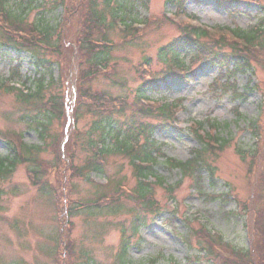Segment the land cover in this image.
Wrapping results in <instances>:
<instances>
[{
	"label": "rangeland",
	"instance_id": "rangeland-1",
	"mask_svg": "<svg viewBox=\"0 0 264 264\" xmlns=\"http://www.w3.org/2000/svg\"><path fill=\"white\" fill-rule=\"evenodd\" d=\"M244 1L253 3L248 4ZM244 1L185 0L183 6L185 17L178 19L209 29L248 32L255 29L264 19V0ZM143 2L150 6L145 7V4L142 5ZM230 2L233 6L229 5ZM9 3L14 9L25 7L21 4V0H9ZM117 5L122 9L134 6L136 11H133L132 16L144 24L150 21L149 25L143 31V36L133 42L119 31L110 35L117 44L110 59L112 65L117 67V75H119L117 82L120 88L113 86V78H97L89 86L93 91L107 92L114 98L128 96L125 98L129 101L130 111L125 117L119 118V121L124 122L132 119L131 113L137 108L135 94L142 83L141 76L137 72L138 66L149 59L152 64L150 67L152 75L158 79L164 78L170 68L161 63L159 49L185 35L173 25L174 23L169 21L166 23L163 19V16L176 15V12L180 11L177 4L168 3V0L100 1V8L105 10L103 12L106 16L110 13L115 17L114 10ZM87 6L84 14H89L90 7ZM67 9L69 10L68 6ZM27 11H30L28 22L36 23L41 13L47 10ZM52 11L45 16L53 28L60 29L62 26L63 34L65 33L70 39L65 44L68 52L73 42L76 43L82 25L80 17L66 20L64 16L66 11L62 9ZM153 19L159 22H151ZM59 32L61 33L60 30ZM260 38L258 44L251 46L261 45L264 42V33ZM0 39L3 41L5 38H1L0 34ZM202 43L212 45L217 51L220 50V46L210 40H204ZM227 45L237 47L234 43ZM221 47L222 53H228L230 57L234 55L230 47L224 45ZM260 48H264V43ZM260 48L252 53V56L256 55L252 60L254 74L234 75L228 82V79L221 77L220 66L217 63L209 64L206 58L192 63L194 54H185L186 62L195 74L190 79L191 84H179L174 79H167L158 83L159 88L156 93H146L148 99L156 103L176 104L179 107V114L175 120L182 131H176L175 128L168 130L162 126L161 119L155 116H142L137 112V120L141 123L160 128V131L154 134V138L162 145L166 157L186 162L192 158L194 150L200 149L196 133L192 131L193 129L186 130L194 122L200 123L205 131L211 128L212 124L219 126L220 137L226 140L227 144L221 150L209 148L212 150L204 155L205 161L217 170L216 187L209 186L210 180L206 172L199 176L197 182L190 177L182 179L180 173L172 172L165 167L157 169V176L172 188L164 190L156 186L152 187L155 202L160 203L164 210L160 211L159 217L152 216L146 207V213L140 211L144 221L142 227H138L139 231L132 238L131 247L128 248L127 264H213L210 261L213 256L209 257V253L203 250L211 248L194 233L202 228L223 236L221 239L215 238L216 243H223L233 248L237 246L238 254L242 259L251 260L253 252L251 228L256 226L264 234V219H260V211L264 213V180L262 179L264 167L260 171L259 178L254 177L255 168L252 166L253 164L257 168L254 157L263 158L264 162L262 156L264 52ZM63 57L66 59L58 60L59 67L55 65L57 58L50 57L53 61L50 62L52 67L46 72L42 71L43 75L49 74V77L52 75L51 81L48 78L45 80L51 83V86L43 92L44 101L54 99L59 109L54 113L58 118L52 117L49 121L48 134L44 139L36 129L37 124L29 121L34 115L39 116L40 110L32 111L35 108L33 104L31 106L22 104L17 92L10 91V93L3 88L0 89V134L5 138L13 137L12 141L22 138L25 145L21 155L25 152L26 146L38 147L32 156L29 155L30 153L24 154L29 159L27 163L21 160L12 174L0 177V264H121L119 255L122 251V232L125 231L128 237L133 235L132 226L136 215L132 211L137 208L135 200L124 199L123 209L119 214H111L108 213L109 211L91 214L82 211L67 219H64L66 212L61 216L70 204L94 201L100 198L101 193L112 197L119 185H126L128 190L137 189L134 169L129 159L120 155L108 157L104 175L89 174V178L96 184H91L87 178L77 174L72 179L73 184L67 186L66 177L72 178V167L80 169L85 165L87 158H92V151L84 146L86 136H90L93 141L99 140L100 132L93 131L94 123L97 121L93 114L81 110L78 126L72 114L73 109L63 117L61 99L72 108L77 101L76 94L73 95L75 86L67 77L71 69H64L70 59L68 56ZM33 63V57L29 53H18L9 48L0 49V80L3 82L11 79L20 84L28 82L27 87H34L33 78L39 77V74ZM16 68L19 70L18 74L16 72L13 74ZM73 74L71 70V75ZM29 78L31 82L27 80ZM233 82L236 88L228 91L224 83L229 86ZM63 94L66 97L61 98ZM243 94L245 95L237 97ZM236 108L242 116L240 120L237 119ZM45 110L47 111L46 107ZM69 118H72L71 123ZM251 121L257 123L256 130L252 127L245 128V125ZM77 129L79 135L74 137L72 133L75 134ZM5 143L0 138V157L10 154ZM71 143L75 144V149ZM68 157L74 158L73 162L68 160ZM60 160L64 169L62 176L59 175L58 178L55 168L59 167ZM41 163L47 167V175L40 168ZM37 167L42 172V181L35 186L28 172L30 169H38ZM41 177L37 175V178L41 179ZM106 178H110L113 184L102 189L98 184L104 185ZM43 182L46 185L42 184ZM226 184L233 188V194L237 195L238 200L231 199L230 193H226ZM42 186L43 191H40ZM170 198L174 199L172 204L177 208L176 212L169 210ZM250 198L253 199V207L259 215L257 221H250L247 214L241 215L236 206V201L243 203L245 201L247 208L252 211ZM66 224H72L71 229ZM258 238L260 236L256 235L255 241ZM259 242L264 246V237Z\"/></svg>",
	"mask_w": 264,
	"mask_h": 264
},
{
	"label": "trees",
	"instance_id": "trees-1",
	"mask_svg": "<svg viewBox=\"0 0 264 264\" xmlns=\"http://www.w3.org/2000/svg\"><path fill=\"white\" fill-rule=\"evenodd\" d=\"M66 1L67 0H50V2L54 5V7L56 8L63 7L65 11H67V13L74 12L73 18H75L77 14L80 13L81 20L85 19L83 16H84L85 9H87L88 7L87 5H89V7H92V8L95 7V9H97V4H96L97 0H95L96 2L94 0H68L69 3L72 2L74 6L70 5L69 3H66ZM21 2L22 3L25 2L28 6L33 5L34 7H40V8L48 4L47 3L48 0H21ZM67 6L69 7V10L67 9ZM0 8L5 14L8 15L10 19L19 20L20 21L19 23L21 24L23 23L24 15L18 14L15 12L12 13L11 12L12 8L9 6V4L5 0H0ZM94 15L96 16L97 24L95 27H93V29H100L101 27H103V25H105L104 22L105 20H107V18L105 16H102V14L99 13L98 11L95 12ZM41 18L42 19L40 20L39 26H38L40 28L44 26V22H45L43 19L44 18L43 14ZM42 29H44L45 31L42 33L46 34L45 43L50 45V47H56L55 42H54V40L56 41V39L58 41L56 42L57 45H59L60 43L67 42L65 37L63 38V35H62L63 31H61L60 33L59 28L50 29L46 27ZM87 31H88V27L85 26L84 30L78 34L75 44L77 45L78 49L82 52L84 58H86V62L89 64V66L93 68L94 71H97L99 65L104 66L106 64V61H109L110 50H106V52L97 50L96 47L93 46V43H92V41H94L93 39L95 38L92 36V39L90 40V35L86 34ZM258 31L260 33H257ZM258 31L256 32V35L249 34V33L248 34L240 33L238 35L239 38L238 37L236 38L248 44L255 42L256 38H259L258 36L264 33V21H261L260 30ZM185 32L189 34L188 30H185ZM190 36L191 34L187 37H180L179 39L174 40L168 45H166L165 47H163L162 50L160 51L162 60L164 62L174 63V61L176 62L180 60L183 54H187V53L195 54L194 59L196 58L200 59L201 57V58H206L207 61H209V64H212V62L217 63L220 66L221 77L228 79V82H229V79H231L234 75H239V74L247 75V74L253 73L252 60H254L253 56H256L255 54H253L252 56V53L254 52L253 50H247L244 46H239L238 48V47H235L234 45H228V47H230L234 53V55L230 57L228 53L224 54L221 52V50H223L221 46L224 45L225 44L224 42L226 41L225 38L219 37L217 38L218 40H215L214 42L215 45L220 46L219 47L220 50L217 51L216 48H214L212 45L211 46L208 45L207 43L203 44L200 42L196 44L190 39ZM197 36H198V41H204V40H207V38L208 39L210 38V35L204 31L199 32ZM1 38H5L4 35H2ZM14 40H15L14 38L13 39L8 38L9 43H12L13 45L19 44ZM0 45L7 46L5 45V42L2 41L1 39H0ZM21 46L28 47V48L32 47L28 43H26L25 45H21ZM35 50L36 49H34L33 55L36 60V65H35L36 68L40 69L41 67H46L49 63H47L46 60L43 59V56L45 55H43L40 51H35ZM260 50L264 52V48H260ZM59 56H61L60 53H59ZM193 61L195 62V60ZM89 73H90L89 70L83 71V74H85L86 76L89 75ZM39 74H41V72H39ZM96 77H98V75L93 73L91 80L95 79ZM43 79H44V76L42 77L40 82L43 81ZM86 79L88 80V76L86 77ZM224 84L226 87H228L227 88L228 91H232L236 88V85L233 83H230L229 86L227 83H224ZM156 86H157L156 82L153 84H142L139 87L137 92L138 94H144L146 91H155ZM83 87L84 85L81 86V88ZM247 89H249V87H247ZM84 92L87 95L92 94L90 89H87ZM103 94L105 96L111 97L108 93H103ZM244 95L245 94L241 96H237V97H242ZM18 97L22 104H28L30 106L31 104H33L35 108H33L32 111L40 110L39 116L34 115V118L30 119L29 121L31 123L37 124L36 129L39 130L40 135L42 136V138H44L45 135L48 134V128L50 125L49 121L52 119V117L58 118L57 114L50 116L46 113L47 111L45 110V107H44L46 106L45 105L46 101H44L45 96L43 95V92L41 91L37 95H35V98H32L31 96H25L22 93L21 94L19 93ZM52 100L54 101V99ZM122 108H123L121 110L122 115H119V116L113 117L112 115L110 118H101L100 116H97L98 120L95 121L96 122L95 126L97 127L96 130L98 131L100 130V137L102 138L103 142H105L106 138L116 137V150L119 152L125 153L127 156L131 157L132 161L133 160H137L139 162L147 161L151 163L153 166L152 168H142L136 165H132L138 177L147 178V176L154 174L155 172L154 166L156 165V159L154 155L158 153V151L160 152V147L157 144H155L153 141H150L149 139L152 137L153 134L159 131V127H155L152 124L144 125L143 123H141L139 120H137V116H138L137 112L141 114L142 116H155L156 118L160 119V118H165L166 116L168 117V115L172 113V109L169 107H162L160 110L156 112L158 114H153L151 113L150 110H147V111L137 110L136 108V109H133L134 111L131 113V115H133L132 119H130L129 121L122 122L121 120L119 121V118L125 117L127 113L130 111L129 101L127 99H125L124 102L122 103ZM54 110L56 112L58 111L57 103H56V107L54 108ZM27 111L29 113H32V111L30 110H27ZM83 111L87 112L88 110L83 109ZM235 112H236L237 119L240 120L242 116L240 115L237 108L235 109ZM256 124L257 123L254 121L249 122L248 128L252 127L253 129L256 130L257 129ZM217 129H219L218 126H217ZM219 135L220 133L216 132L214 137H209V140L206 139V141L202 138V136L197 135L196 138L199 141L200 145L202 146L199 150H194L192 152V158L186 162H178V161L167 159L166 167H168V169H170L172 172L173 170H177L180 174H182L183 179L190 177L197 182L199 181V176L202 175L203 172H207L210 178V187H216L215 169L212 168L211 165L205 161L204 155L207 154V152L212 150V149H209V142L213 139L216 141V144L219 146L218 150H221L225 147V145L227 144V141L224 140ZM141 138L146 139L144 143L142 144H140ZM207 138H208V135H207ZM85 140H84L85 143L87 141L91 142L90 136H88V138ZM132 142H136L140 145L137 151H135V149L132 147ZM95 144L96 143H94V145ZM8 148L11 152L10 155L7 157H0V177L12 174L14 170L17 168V166L19 165V162L21 160L24 163L28 162L29 159L27 156L25 157L24 155L25 153H30L29 155L32 156L34 154V151L37 150V148L34 150L32 148L27 147L23 155H16L14 148L13 149L11 147H8ZM105 153H109V150H106ZM262 156H264V151H263ZM262 159L260 157H254V161L257 166L256 168L255 165L252 164V166H254L255 168L254 177H259V178L261 177L259 174H260L262 167H264V162ZM89 171H96L100 173L103 172V170L99 168V166L95 163V160L93 158L86 159L85 168L81 170L80 172L82 175L81 177H85L86 173ZM262 179L264 180V177ZM139 187L141 189L140 193L142 195V200H144V198H146V194H148L149 192H152V190L151 189L149 190V188L145 186V184L139 183ZM40 190L43 191V188H41ZM123 200L124 198L122 199V197L120 196L114 197V201L116 202L113 204V206L103 211H106V212L109 211L108 213H111V214L121 213L123 209L122 204L125 202ZM140 201L141 200L136 202L137 208H135V210L132 211L133 214L136 215V219L134 220L135 225L133 227V231H134L133 237H135L136 234L138 233L137 227L141 225V221L143 220L142 215L140 214V211L145 212V207L142 205ZM93 203H96V202H93ZM98 210H99V207L97 208L92 207L90 208L89 211H87V213L91 212V214H94L95 212H100V213L103 212V211H98ZM194 233L195 234L199 233L203 235L204 244H206L207 246L211 248L208 250L206 249H203V250L206 251V253H209V257L216 256L215 262L217 264H264V254L257 257L255 255L256 249L251 253L252 257L250 261H249V258L242 259V257L238 254V252H237V255L231 254V256L229 257V260L224 259L222 257L218 259L217 257L218 254L215 251V247L220 246V245H218L219 243L215 242L214 240L215 238H211L208 234H206L205 231H202V230L195 231ZM133 237L131 238L126 237L125 232H123L122 252L119 255L121 264H124L125 262L126 253L128 251V248L131 247V242H132ZM218 238L221 239V237H218ZM233 251H235L234 248H233Z\"/></svg>",
	"mask_w": 264,
	"mask_h": 264
},
{
	"label": "bare ground",
	"instance_id": "bare-ground-1",
	"mask_svg": "<svg viewBox=\"0 0 264 264\" xmlns=\"http://www.w3.org/2000/svg\"><path fill=\"white\" fill-rule=\"evenodd\" d=\"M168 124H170V123H168Z\"/></svg>",
	"mask_w": 264,
	"mask_h": 264
}]
</instances>
